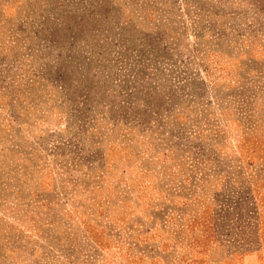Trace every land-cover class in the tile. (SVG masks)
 <instances>
[{"label": "rangeland", "instance_id": "1", "mask_svg": "<svg viewBox=\"0 0 264 264\" xmlns=\"http://www.w3.org/2000/svg\"><path fill=\"white\" fill-rule=\"evenodd\" d=\"M264 258V0H0V264Z\"/></svg>", "mask_w": 264, "mask_h": 264}, {"label": "crops", "instance_id": "2", "mask_svg": "<svg viewBox=\"0 0 264 264\" xmlns=\"http://www.w3.org/2000/svg\"><path fill=\"white\" fill-rule=\"evenodd\" d=\"M245 264H264V258L262 257H253V258H246Z\"/></svg>", "mask_w": 264, "mask_h": 264}]
</instances>
